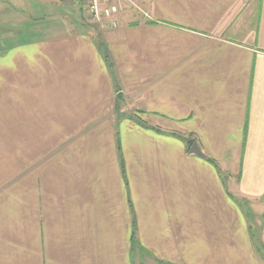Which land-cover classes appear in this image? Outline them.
I'll use <instances>...</instances> for the list:
<instances>
[{
  "label": "crops",
  "instance_id": "1",
  "mask_svg": "<svg viewBox=\"0 0 264 264\" xmlns=\"http://www.w3.org/2000/svg\"><path fill=\"white\" fill-rule=\"evenodd\" d=\"M133 1L0 7V264H264V0Z\"/></svg>",
  "mask_w": 264,
  "mask_h": 264
},
{
  "label": "rangeland",
  "instance_id": "2",
  "mask_svg": "<svg viewBox=\"0 0 264 264\" xmlns=\"http://www.w3.org/2000/svg\"><path fill=\"white\" fill-rule=\"evenodd\" d=\"M7 2L12 4V6L19 8V10H16L18 14L14 16H18L20 14V10H23L24 15L25 13L29 14L27 15L26 21L23 23L22 30L17 31L18 24L14 25L15 27H17V30L15 31L20 32L24 39L26 38L29 40L31 39V37L34 36L38 38L44 32L47 33L49 31L52 32L54 30H56V32H64V30L69 31L73 29L74 26H79L76 19L78 18V13H74L69 7L55 6L53 4L48 3L47 0H0V7H2L3 4H8ZM8 15H10L9 10ZM70 20H72V23L70 22ZM92 25L94 29L98 30L99 32L110 29V27L108 26L100 28L95 24ZM4 30H6L5 25L0 24V33L2 34ZM247 215L250 218L249 214Z\"/></svg>",
  "mask_w": 264,
  "mask_h": 264
},
{
  "label": "built area",
  "instance_id": "3",
  "mask_svg": "<svg viewBox=\"0 0 264 264\" xmlns=\"http://www.w3.org/2000/svg\"><path fill=\"white\" fill-rule=\"evenodd\" d=\"M89 21L102 28L108 26L117 29L119 17L125 11V6L137 7L133 0H83Z\"/></svg>",
  "mask_w": 264,
  "mask_h": 264
},
{
  "label": "water",
  "instance_id": "4",
  "mask_svg": "<svg viewBox=\"0 0 264 264\" xmlns=\"http://www.w3.org/2000/svg\"><path fill=\"white\" fill-rule=\"evenodd\" d=\"M188 153H189V155H197V156L203 157V155H202V153L198 147V144L195 141L191 144Z\"/></svg>",
  "mask_w": 264,
  "mask_h": 264
},
{
  "label": "trees",
  "instance_id": "5",
  "mask_svg": "<svg viewBox=\"0 0 264 264\" xmlns=\"http://www.w3.org/2000/svg\"><path fill=\"white\" fill-rule=\"evenodd\" d=\"M193 142L192 140H189V143Z\"/></svg>",
  "mask_w": 264,
  "mask_h": 264
}]
</instances>
